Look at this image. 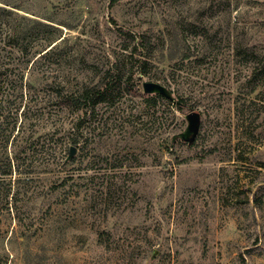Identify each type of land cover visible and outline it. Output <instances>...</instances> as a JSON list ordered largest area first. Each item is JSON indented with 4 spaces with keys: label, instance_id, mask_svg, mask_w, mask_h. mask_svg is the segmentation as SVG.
I'll use <instances>...</instances> for the list:
<instances>
[{
    "label": "rangeland",
    "instance_id": "rangeland-1",
    "mask_svg": "<svg viewBox=\"0 0 264 264\" xmlns=\"http://www.w3.org/2000/svg\"><path fill=\"white\" fill-rule=\"evenodd\" d=\"M0 67V264H264V0H0Z\"/></svg>",
    "mask_w": 264,
    "mask_h": 264
},
{
    "label": "trees",
    "instance_id": "trees-1",
    "mask_svg": "<svg viewBox=\"0 0 264 264\" xmlns=\"http://www.w3.org/2000/svg\"><path fill=\"white\" fill-rule=\"evenodd\" d=\"M140 44L142 45V48H146L148 41L143 42V40H141ZM53 46L54 45L45 52H48ZM136 48L137 44L131 47V56L136 52ZM141 64L142 66L140 67V70L145 66L146 62L142 61ZM133 73V62L124 63V61L120 62L114 60L107 69L97 75L95 81H80L75 92L68 97V102L75 108L80 109L83 114H87L89 107L95 106L97 103L104 100L107 95L112 94L115 87L120 88L122 86L127 90L135 88V86L136 88H139L138 85H136L137 82H135V86L134 83L131 82ZM2 75L3 72L0 67V88L3 81ZM157 96L162 97L163 95L157 93ZM150 100L155 101V97H150ZM74 144H76V141H74Z\"/></svg>",
    "mask_w": 264,
    "mask_h": 264
},
{
    "label": "water",
    "instance_id": "water-1",
    "mask_svg": "<svg viewBox=\"0 0 264 264\" xmlns=\"http://www.w3.org/2000/svg\"><path fill=\"white\" fill-rule=\"evenodd\" d=\"M143 90L144 92H152L154 90H162V86L159 83L152 82V81H145L143 82Z\"/></svg>",
    "mask_w": 264,
    "mask_h": 264
}]
</instances>
